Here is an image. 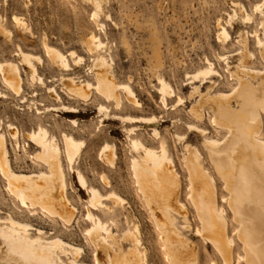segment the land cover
<instances>
[{"label":"rangeland","instance_id":"rangeland-1","mask_svg":"<svg viewBox=\"0 0 264 264\" xmlns=\"http://www.w3.org/2000/svg\"><path fill=\"white\" fill-rule=\"evenodd\" d=\"M262 1L101 0V11L95 15V7L89 0H0V25L12 32L10 38L0 33V64L17 65L22 81L21 90L15 92L0 69V134L7 142L11 166L15 171L26 173L50 167L46 165L47 155L42 146L29 138L33 130L43 126L49 132L50 147L58 149L59 159L63 161L71 187L67 194L79 205L70 222L39 207L23 208L9 191L7 178L0 174L1 209L12 210L17 216L29 219L35 228L45 232L44 237L60 236L85 248V255L77 258L69 252L61 255L65 264H77L78 261L95 264L93 246L85 232L91 222L86 217V192L77 179L79 171L101 192L106 193L112 186L127 201L123 207L117 206L112 214L93 209L104 223L110 225L111 232L117 236L111 244L115 246L118 242L123 247L122 252L135 248L134 240L131 237L125 239V234L134 232V224H138L149 264H177V259L174 260L173 253L165 246L170 233L181 241L189 240L195 244V264H234L237 254L246 257L241 264H264V223L259 226L257 220L243 222L236 218L230 198L238 192L233 194L229 190L226 180L213 166L205 136L188 124L189 121L198 122L210 136L218 134L222 137L225 130L212 125L206 115L207 112L213 114L214 97L219 92H229L238 79L252 92L259 86L264 91V74L236 75L241 72L239 58L244 50L241 40L245 37L248 50L255 54L248 63L250 70H264V56L260 58V49L250 36L254 29L264 36L259 26L263 16L254 11L255 4ZM242 10L253 14V23L243 21ZM13 14L21 15L30 27L17 29L11 20ZM223 30L228 33L227 37ZM91 34L104 45L95 53L87 44ZM45 43L67 54L76 52L82 62L76 65L69 57V67L60 66L50 60ZM20 50L31 55L29 62H23ZM98 58H103L108 65L111 79L131 86L137 105L129 103L122 92L123 105L117 108L113 98L104 97L93 87H90L88 99L77 97L67 88L71 81L77 85H84L87 80L94 83V64ZM207 59L220 77L204 82L189 78L190 74L206 66ZM161 80L170 84L175 95L162 100ZM51 91H55L57 97L52 96ZM242 93L247 96L245 90ZM242 102L237 97L227 98L225 107L233 114L223 117L226 122H221L223 125L241 121L245 129L248 127ZM101 104L109 111L99 112ZM63 105L72 106L78 112L69 113ZM197 105H202L201 111L205 113L200 120L192 114V108ZM153 116L157 120L155 123L138 119ZM128 117L142 122L136 123ZM258 120L261 127L256 132L263 136L264 115L261 111ZM64 134L83 142L72 164L65 159ZM130 136L140 137L146 146L158 148L163 142L175 162L179 199L184 202L187 212L167 211L173 219L169 227L159 225L138 188L132 164L135 158L141 160L143 153L131 149ZM106 144L114 150L112 161L107 154L100 155ZM257 162L264 174V164L261 160ZM238 176L233 169L226 178ZM102 177L110 185L104 184ZM189 190L191 199L187 198ZM255 190L251 199H264V190ZM223 197L229 199L227 203L223 202ZM245 197L244 213L260 216L259 206L247 204ZM220 206L225 215L219 214ZM260 207L264 208V203ZM196 230H203V235ZM32 234L37 235L35 231ZM230 237L234 240L232 246ZM55 262L59 264L58 260ZM0 264L33 263L24 253L12 252L0 241Z\"/></svg>","mask_w":264,"mask_h":264},{"label":"bare ground","instance_id":"bare-ground-1","mask_svg":"<svg viewBox=\"0 0 264 264\" xmlns=\"http://www.w3.org/2000/svg\"><path fill=\"white\" fill-rule=\"evenodd\" d=\"M89 1L93 3L96 10L95 15H97L101 11V0ZM254 11L263 16L259 26L264 31V0L255 4ZM11 20L13 24L17 25V29L18 27H21L22 29L30 27L28 26L26 20L19 14H13L11 16ZM243 21L246 23H253V14L249 11H244ZM225 30H223V34L227 37L228 33L226 34ZM0 33L9 38L12 36V32L1 25ZM250 36L253 38L254 43L259 47V55L261 58V56H264V36H260L257 29H254L252 32H250ZM241 43L244 48V50L240 53L239 58L241 72L236 73V75L241 77V75H247L249 72L255 74H264L263 69V71L256 69L255 72L254 70H250L248 63L250 58L252 56L254 57L255 54L248 50L246 37L241 40ZM87 44L93 53L104 47L101 40L93 34L89 35ZM45 50L46 53L53 59H50L51 61H54L65 68L69 67V57L74 60V64L76 65H79V63L82 62V58L79 57L76 52H70L67 54L54 48L53 46H50L47 43H45ZM19 54L21 55L23 62H29L31 60L30 54L21 50ZM33 60H35V58ZM32 67L34 72L33 74H35L36 70L34 66ZM0 69L3 72V76L7 84L15 92L20 91L22 81L20 79L21 76L19 67L11 63L0 64ZM94 69V83L87 80L86 84L77 85L71 81L67 83V88L77 97L88 99L91 95L90 87H93L104 97L113 98L117 108H120L123 105L124 98H126L129 103L131 102L133 105H137V101L131 86L129 84H123L111 79L108 73L109 67L103 58H98L96 60ZM219 74L220 73H218V71L215 69L213 63L207 59L206 66L204 68L193 72L190 74V77H188L193 81L197 80L204 82L207 79L212 80V78L215 76L220 77ZM242 83L243 82H241V79H238L236 84L229 92H219V94L214 97L212 102L213 114H210L209 112L206 114L208 115V119L212 125L217 126L221 130H225V133L222 137H219L218 134L210 136L207 129L201 128L198 122L189 121L188 124L189 127L196 131L198 130L205 136L208 156L210 157L213 166L215 167L216 171L220 173L222 178L226 180L225 182H227L229 190H231L233 194L238 192L237 195L235 194L230 198L235 209L236 218L243 222L254 219L257 220L256 223L259 224L264 223V208L260 207L263 205L264 199L257 201L256 198L254 200L251 199V197L252 195H255L253 194L254 189L264 190L263 169L262 167L257 166L258 160H261L264 164V135H260L261 132H256L259 131L261 127L260 121L258 120V114L261 111V113L264 115V91L261 90L262 86H259L260 88L252 92L249 87ZM159 90L162 100H165V98L168 96L171 97L175 95V90L164 80L160 81ZM244 90L247 92V96L243 95L242 92ZM195 91H197V88ZM120 92H122L124 98L121 97ZM50 94L57 97L55 91H51ZM230 97H237L239 100H243L241 107L246 113L245 122L248 125L246 129L242 126L241 121L232 122L230 124L227 123L225 125L222 124L224 121V116H231V114H233V112H230V110L225 107L226 100L227 98L230 99ZM252 98L253 101L249 102V100ZM207 100L209 99H205V101ZM64 108L69 110V113L78 112L74 110L72 106H64ZM201 108L202 105H197L192 108V114L199 120L205 116V113L201 111ZM98 111L107 112L109 110L106 106L101 104ZM127 119L134 120L136 123L138 121L140 122L141 120H144L146 123H155L157 121L155 116L150 118H138L141 120H138L134 117H128ZM71 122L76 124L75 120H71ZM224 123L226 122L224 121ZM251 131H253V133H251ZM29 138L33 142H36L42 146L43 151L47 155V159H45L46 165H49L50 167L46 170H38L37 172L33 173L15 171L11 166L9 155L10 152L7 147V142L4 136L0 134V174H3V176L7 178V187L9 191L13 194L17 201L20 202V204L22 203L24 206L23 208L39 207L64 221L70 222V220L77 213L79 205H77L72 197H69L67 194L70 183L67 181L65 167L62 164L63 161H60L59 159L58 149L55 147H50L49 132L43 126H39L37 129L33 130L29 134ZM64 138V146L66 150L65 159H67V161L72 164L79 155L80 149L83 146V142L68 134H64ZM129 141L131 149H133L135 152L142 151L143 153L142 159L139 160L138 158H135L132 164L136 174V183L138 188L144 196L146 205L155 213L159 225L163 227L166 225L169 227V225L173 223V219L170 218V216L167 214V211L176 210L177 213L180 214L187 212L185 210L186 206L184 202L179 199V185L177 180L178 174L175 172V162L169 156L168 150L163 142L161 143L160 147L157 148L151 145L146 146L140 137L130 136ZM256 142L258 145H256ZM59 152L61 153L60 150ZM102 154H107L106 156L110 161H112L115 156L113 148L107 144L103 147L100 155L102 156ZM38 157L42 158L40 155ZM236 165L238 167H235ZM233 169L239 175L238 178H226L228 173ZM77 179L82 190L86 192L85 196H87V199L85 200L86 202H84L86 203L87 210L86 217L91 223L90 227L85 230V232L88 237V242H90L93 246L94 263L149 264L146 259L147 249L143 246L139 227L137 226L138 224H134V232H127L125 234V239L131 237L134 240L135 248L131 247L126 252H122L123 247L118 244V242L115 246H112L111 244V241L117 240V236L113 235L111 232L110 225L108 223H104L102 219L93 211V209H101L108 214H112L115 212L117 206L123 207L125 204H127V201L112 186H109L110 189L106 193L101 192L98 187L89 183L84 175L79 171L77 172ZM212 179H214L213 176ZM102 182L106 185H110L108 180H106L104 177H102ZM242 189L245 191V193L244 191L240 192ZM240 194H243L249 198L247 199L244 196L246 198L247 204H257L259 206L258 208L261 211L260 216L253 217V215L248 216L244 213V197L242 196V198ZM191 196L192 194L189 190L187 193V198L191 199ZM222 199L225 203H227L229 200L226 197H223ZM128 206L130 207V205ZM219 214L225 215V210L222 206H220ZM35 227L36 226L33 224V222L29 219H24L21 215L17 216L12 210L3 211V209L0 207L1 244L3 247L7 246L10 248L12 252L24 253L33 264H57L55 262L57 260L59 261V264H65L61 259V255L66 254L67 252L72 253L75 258L82 254L85 255L84 247L65 241L60 236H48L49 238L47 236L44 237L45 232ZM171 230L172 229L170 227V231ZM33 231L36 232V236H33ZM197 233L203 235V230H198ZM247 233L249 234L248 231ZM163 236L164 234H162V238ZM248 237L250 238V236ZM167 238L168 239L165 246L167 247V250L173 253L174 260L177 259V264L196 263L197 258L195 244L189 240L181 241L178 237L176 238L174 234L171 233ZM229 243L231 246L234 244V240L231 237L229 238ZM10 258L12 259V257ZM242 259L246 261L245 255L237 254L236 258L234 259V264H241ZM77 264L86 263L78 261Z\"/></svg>","mask_w":264,"mask_h":264}]
</instances>
